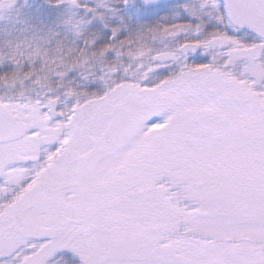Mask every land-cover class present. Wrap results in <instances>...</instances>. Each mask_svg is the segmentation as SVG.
<instances>
[{
  "label": "snow or ice",
  "instance_id": "6c2138e0",
  "mask_svg": "<svg viewBox=\"0 0 264 264\" xmlns=\"http://www.w3.org/2000/svg\"><path fill=\"white\" fill-rule=\"evenodd\" d=\"M0 264H264V0H0Z\"/></svg>",
  "mask_w": 264,
  "mask_h": 264
},
{
  "label": "rangeland",
  "instance_id": "374dc122",
  "mask_svg": "<svg viewBox=\"0 0 264 264\" xmlns=\"http://www.w3.org/2000/svg\"><path fill=\"white\" fill-rule=\"evenodd\" d=\"M22 2H23V0H22Z\"/></svg>",
  "mask_w": 264,
  "mask_h": 264
}]
</instances>
